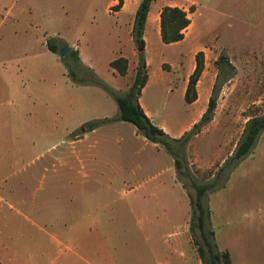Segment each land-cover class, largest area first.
I'll use <instances>...</instances> for the list:
<instances>
[{
  "label": "rangeland",
  "instance_id": "obj_1",
  "mask_svg": "<svg viewBox=\"0 0 264 264\" xmlns=\"http://www.w3.org/2000/svg\"><path fill=\"white\" fill-rule=\"evenodd\" d=\"M69 1L62 9L27 10L40 16L39 40L30 38L36 25L34 32L22 19L18 26L0 23V77L9 80L0 81V264L95 263L96 253L115 264H203L198 247H206L193 216L190 182L175 178L161 146L130 123L113 121L119 116L114 98L94 84L127 95L135 69L119 76L109 62L128 52L141 0H129L120 13L118 7L110 10L111 0ZM171 1L179 2L150 4L145 38L152 83L138 103L154 125L180 137L200 106L182 95L193 46L217 49L223 60L214 56L205 65L204 57L200 77L216 85V109L188 145L187 166L197 184H214L202 200L212 251L228 252L230 264H264V130L245 156L226 161L246 122L264 116V0H198L192 16L196 40L165 45L153 17ZM51 14L59 16L57 22ZM48 41L58 46L57 54ZM67 43L90 69L74 62V48L59 56ZM133 49L140 48L134 43ZM162 60L170 63L161 66ZM100 120L94 129H105L77 148L83 164L73 156L72 169L65 171L70 140ZM173 238L179 252L171 257Z\"/></svg>",
  "mask_w": 264,
  "mask_h": 264
},
{
  "label": "trees",
  "instance_id": "obj_2",
  "mask_svg": "<svg viewBox=\"0 0 264 264\" xmlns=\"http://www.w3.org/2000/svg\"><path fill=\"white\" fill-rule=\"evenodd\" d=\"M153 0H141L134 16L132 27V39L135 45L140 48L138 53V64L135 68L133 81L127 91L126 96H117L113 89L105 84L95 81L94 84L103 88L106 93L112 96L117 104L119 116L113 121H122L133 125L138 134L143 136L148 142L161 146L173 159L176 177L178 181L186 179L194 189L195 195H191L190 203L193 208V216L197 219L196 227L200 232L203 245L206 249L198 247L200 258L204 261L203 264H230L228 252H213L211 243L205 235L204 221L206 218V209L203 206V197L207 191L213 188V182L208 184H197L189 167L187 166V147L191 141L196 138L203 129L212 121L217 103L216 85L214 84L212 94L209 97L205 112L201 118L185 131L180 137L172 138L166 134L161 128L154 125L145 115L143 109L138 103L141 90L145 86L148 74L147 65L143 57V32L146 23V18L149 12L150 4ZM119 7L121 1H119ZM191 9V8H190ZM160 40L163 44L169 45L178 43L184 38V31L189 26L190 20L187 13L178 7H163L160 12ZM48 49L57 54L58 46L51 41L47 42ZM71 58L78 64L79 58L77 52L70 53ZM195 67L188 78V83L185 90L184 101L191 104L197 99L196 85L204 70V54L198 52L195 55ZM222 62V61H221ZM109 67L119 76H125L128 70V61L126 58L119 57L109 63ZM69 75L75 79V73L69 72ZM100 121L87 123V131L93 130L100 125ZM264 130V116L250 118L242 131L241 137L232 153L227 159V162L236 161L245 156L252 146L255 144L259 134ZM225 161V164L227 163ZM183 188L186 187L182 183ZM213 236L212 231L209 232ZM207 256V257H206Z\"/></svg>",
  "mask_w": 264,
  "mask_h": 264
},
{
  "label": "crops",
  "instance_id": "obj_3",
  "mask_svg": "<svg viewBox=\"0 0 264 264\" xmlns=\"http://www.w3.org/2000/svg\"><path fill=\"white\" fill-rule=\"evenodd\" d=\"M119 1H121V6L120 7L118 6L119 5ZM68 2H70V1L69 0H0V12H3L0 15V19H1L0 23H6V22H9L10 20H12L14 23L16 22V26H18L19 25V19H22V21H21L22 23L27 22V25H33L34 32H35V29H36V27H35V25H36L37 26V34L35 35V33H33V36L30 37V38L35 40V37H36L37 40H39L40 39V31H39V26L38 25L40 24V16H35V14L31 15L29 13V11H28V13H26L27 10H31V9H39V10L40 9H53V10L62 9V8H65L66 6H68ZM178 3H175L174 1H171L169 3H166L163 6V7H166V6L178 7L180 9H182L183 11H185L187 13V17L190 20L189 26L184 31L183 40L178 42V43H174V44H181V43H183L184 41H186L188 39L189 40H196L195 37H194V20H193L192 16L198 11V6L200 5L199 4L200 1H198V0H179ZM128 4H129V0H111L110 3L108 4V7L109 8L112 7V6H115V8L118 7L116 13H120V12H122L123 10H125L128 7ZM163 7H161L159 9V11L156 13V15L153 17V21L157 25V31H158L159 37H160V27H159L160 16L159 15H160V12H161ZM210 8H211V10H214V11L218 12V7L217 6H211ZM219 10L222 11V9H219ZM219 13L223 16L222 12H219ZM28 15H29V18L26 19V17ZM49 18H51L52 22L55 23V22H57V19H59V16L57 14H51ZM24 19H26V21H24ZM149 19L150 18H149V12H148V15H147V18H146V23H145V26H144V32H143L144 48H143V52H142L144 60H145V63L147 65V69H148V61L146 59L147 58L146 57L147 56V43H146L145 33H146V24H147ZM14 29L16 30L17 28L14 26ZM59 40H61V39H59ZM169 45H172V44H169ZM65 46H68L71 49L74 48L73 51L77 52V55H78V58H79L78 65L80 67H84V68L90 69V66H87L84 63V61L82 59V55L78 51V49L76 48L75 45H73V44L68 45V43H67ZM133 47H134V42H133V39L131 37V42H129V50H128V52L126 53V55L121 56L123 58H126L127 61H128V70H127V72H129L131 70V68L135 69L137 67V64H138V53L140 52V50H138V53H137V51H135L133 49ZM193 49H194V52L192 53L193 58H195V55L198 52H203L204 57H205V65H207V58H211V57H214L216 55H219V54L215 53V52H217V49L215 47H213L212 45L209 46V47H205V46H202V45H195L194 44ZM216 58H220V57L216 56ZM169 63L170 62H168L166 60H162L161 61V66H163L164 64H169ZM194 67H195V60H194V63L190 64L189 74L192 73ZM147 74H148V71H147ZM15 79L16 78H13V80H15ZM6 80L9 81L8 78L7 79H3L2 77H0V81L1 82L8 83V82H6ZM151 81H152L151 77L148 74L147 82H146L145 86L143 87V89L141 90V92H143L152 83ZM186 85H187V82H186L185 86L183 87V91H182L183 98H184V95H185ZM7 87H9L8 84H7ZM213 87H214V82L205 81L203 83L201 79L197 82V85H196L197 99H196V101H194L193 103L190 104L192 106H197V105L200 104V106H198L197 109H196L197 119L198 118L200 119L202 114L205 112V110H206L205 104L208 103L209 97L212 94ZM114 88H111V89H113V90L118 89L117 87H114ZM139 105L143 109L145 115L150 119L149 113L144 109V107L141 104H139ZM106 118H108V117H106ZM197 119L194 120L191 123V125L196 123ZM150 121H151V119H150ZM189 128H187V129H189ZM103 129H105L104 126L102 128L93 129L91 131H85V132L81 133L80 137L76 136L75 139H71L70 140V142L68 143L69 149L66 151L65 157H64V166L63 167H64L65 171L72 169L69 160L72 159L73 156H75L74 157L75 160H78L76 163L79 162V163L83 164L84 161L80 160V157H79V155L77 153L78 152L77 151L78 146L83 144V143H85V141H87L89 139V135H94L98 131H101ZM136 133H137V131H136ZM69 135H72V132L69 133ZM153 146L155 147V144H153ZM55 160H56V157H55ZM172 161H173V159L171 160V164H172ZM173 166H174V163H173ZM174 173H175V178L177 179L175 168H174ZM183 214H184V211L182 213V217H183ZM171 240H173V243L175 245V250H173V251L170 250V252L168 254L171 257H173V256H175V254L177 255V252H179L178 245H177L178 240H177V238L170 239V241ZM170 241H168V243ZM96 255L97 256H96V259H95V263L94 262L91 263L88 260H84L85 261L84 263L85 264H115L111 260H107L106 261L105 259H103V257L100 258V254L98 255L96 253ZM140 260H141L140 262L143 261L144 263H147L146 260H143L141 258H140ZM167 262H170V261H165L164 263H167ZM22 264H24V263L22 262ZM147 264H149V263H147Z\"/></svg>",
  "mask_w": 264,
  "mask_h": 264
},
{
  "label": "water",
  "instance_id": "obj_4",
  "mask_svg": "<svg viewBox=\"0 0 264 264\" xmlns=\"http://www.w3.org/2000/svg\"><path fill=\"white\" fill-rule=\"evenodd\" d=\"M70 48H68L67 46H63L62 48H60L59 50V56L62 58L64 57L68 52H69ZM220 60H223L222 58H220Z\"/></svg>",
  "mask_w": 264,
  "mask_h": 264
},
{
  "label": "built area",
  "instance_id": "obj_5",
  "mask_svg": "<svg viewBox=\"0 0 264 264\" xmlns=\"http://www.w3.org/2000/svg\"><path fill=\"white\" fill-rule=\"evenodd\" d=\"M115 6H112V7H110V10L112 9V8H114Z\"/></svg>",
  "mask_w": 264,
  "mask_h": 264
}]
</instances>
